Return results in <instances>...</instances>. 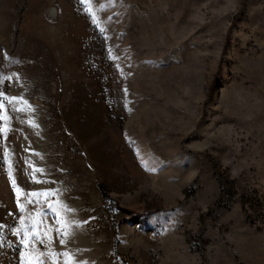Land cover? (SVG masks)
I'll use <instances>...</instances> for the list:
<instances>
[{
    "label": "rangeland",
    "instance_id": "obj_1",
    "mask_svg": "<svg viewBox=\"0 0 264 264\" xmlns=\"http://www.w3.org/2000/svg\"><path fill=\"white\" fill-rule=\"evenodd\" d=\"M0 93V264H264V0H0Z\"/></svg>",
    "mask_w": 264,
    "mask_h": 264
},
{
    "label": "snow or ice",
    "instance_id": "obj_2",
    "mask_svg": "<svg viewBox=\"0 0 264 264\" xmlns=\"http://www.w3.org/2000/svg\"><path fill=\"white\" fill-rule=\"evenodd\" d=\"M82 2L90 3V0H82ZM88 11L93 16H95V13L92 11V8L90 6L88 8ZM17 99L18 98H15V97L8 98V97L4 96L2 93H0V109H3L4 108V101L5 100H7L8 103L11 104L14 101H16ZM0 119H3L5 121H7L8 117L6 115H0ZM3 130L4 131L7 130L6 126H5V128ZM9 166L11 167V162L10 161H9ZM36 172H43V169H36V168H34L33 169V173H32L33 181L36 182V183H40L41 181H39V180H37L35 178V173ZM12 183H13L14 189L17 192V203L20 206L21 211L24 210V205L20 203V197L23 196V195H26L27 196V202L28 203L38 202L39 198H41V197L47 198V197H50V196L55 195V193L52 192V191L31 192V193L25 194V193L22 192V190L20 188H18L16 186L15 179H13ZM33 198H36V199L34 200ZM49 207L52 208V205L50 204ZM53 211H55L54 208H53ZM58 223H61V228H58L57 229V233H58V235L61 236L60 243L63 244V243H65L64 237H66V236L69 235V232L66 230L69 227V225H67L65 223H62L61 221H58ZM0 227H3V226L0 225ZM17 232H19V230H17ZM26 235H27V239L24 240V241H22V243L27 248L29 246V243L30 242L34 244L36 240H39L40 243L44 244L45 243L44 237H48V232L47 231H45L43 233H41V232H33V233H27ZM49 241H50V237H49ZM0 243H2V241H0ZM49 255H53V254L50 253ZM61 255L68 256L69 259H71L69 253H62ZM42 256H43V253H37V254H35L34 255V259L32 260L31 264H43V262L41 260V257ZM66 264H67V262H66Z\"/></svg>",
    "mask_w": 264,
    "mask_h": 264
}]
</instances>
